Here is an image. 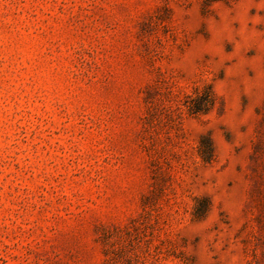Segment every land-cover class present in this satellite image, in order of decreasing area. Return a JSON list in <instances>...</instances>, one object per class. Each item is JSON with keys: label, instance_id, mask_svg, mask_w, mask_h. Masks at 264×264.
I'll return each mask as SVG.
<instances>
[{"label": "rangeland", "instance_id": "374dc122", "mask_svg": "<svg viewBox=\"0 0 264 264\" xmlns=\"http://www.w3.org/2000/svg\"><path fill=\"white\" fill-rule=\"evenodd\" d=\"M0 264H264V0H0Z\"/></svg>", "mask_w": 264, "mask_h": 264}, {"label": "trees", "instance_id": "16d2710c", "mask_svg": "<svg viewBox=\"0 0 264 264\" xmlns=\"http://www.w3.org/2000/svg\"><path fill=\"white\" fill-rule=\"evenodd\" d=\"M214 104L213 93L210 88L204 91L203 94L196 100V102L189 108V112L192 115L205 114L209 112ZM210 149V148H209ZM205 162H211V155H202Z\"/></svg>", "mask_w": 264, "mask_h": 264}]
</instances>
